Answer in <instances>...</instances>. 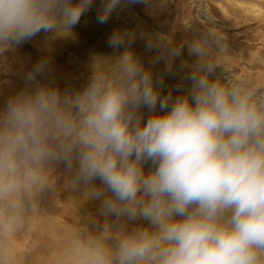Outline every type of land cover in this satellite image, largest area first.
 Instances as JSON below:
<instances>
[{"label": "clouds", "instance_id": "clouds-1", "mask_svg": "<svg viewBox=\"0 0 264 264\" xmlns=\"http://www.w3.org/2000/svg\"><path fill=\"white\" fill-rule=\"evenodd\" d=\"M134 4L152 0H0V52L72 32L94 8L104 25ZM134 39L114 31L108 46L125 51L79 89L39 63L0 106V264H11L9 237L58 165L106 216L146 222L113 244L106 226L76 264H264V88L213 78L229 51L219 31L187 42L191 64L184 45L158 37L145 42V65ZM185 68L186 88L165 84Z\"/></svg>", "mask_w": 264, "mask_h": 264}, {"label": "rangeland", "instance_id": "rangeland-1", "mask_svg": "<svg viewBox=\"0 0 264 264\" xmlns=\"http://www.w3.org/2000/svg\"><path fill=\"white\" fill-rule=\"evenodd\" d=\"M120 11L107 24L100 25L93 42H88L91 38L81 29L87 21L97 23L95 8L82 17L72 32L41 33L26 44L0 52V106L24 88L22 73L41 63L36 48H43V39L47 37L59 43L64 51L51 58L47 56L51 51L43 50L40 56L48 62L50 78L56 81L58 78L67 88L71 89L73 85L75 89L82 88L94 70L111 72L122 54L121 49L108 46L114 31L128 32L135 37L131 46L133 51L140 46L141 59L152 56L141 49L146 38L163 37L175 45H184L183 58L189 64L194 57L187 55V42L193 38L211 40L212 32L219 31L226 37L229 51L222 56L213 78L232 79L238 83L252 79L264 88V0H152L150 6L127 5ZM76 43H83V48L72 46ZM25 54L34 58L28 61L31 67L23 69L19 63ZM217 55L218 50L213 47L212 58ZM12 56L17 59L13 65ZM189 72V68L177 71L176 77L180 76V79L169 87H187L189 82L185 75ZM57 85L61 83L57 82ZM179 94L173 92V95ZM28 207L24 218L30 217L29 233L22 232L21 240L17 242L9 238L10 248L13 247L11 250L16 254V260L11 257V264L17 259L20 264H76V256L67 252L68 249L72 246L79 249L88 239L101 236L106 226L113 237L109 244H113L122 230L131 231L146 224L106 216L101 210V200L92 195L90 186L75 182L73 174L63 165L51 168L48 183L34 194ZM52 225L56 231H50ZM51 254L55 255L54 259L49 258Z\"/></svg>", "mask_w": 264, "mask_h": 264}, {"label": "bare ground", "instance_id": "bare-ground-1", "mask_svg": "<svg viewBox=\"0 0 264 264\" xmlns=\"http://www.w3.org/2000/svg\"><path fill=\"white\" fill-rule=\"evenodd\" d=\"M121 12V11H120ZM132 14V13H131ZM118 15V14H117ZM100 29V24H98V23H94V22H91V21H87L86 23H85V25H84V27L81 29V31H82V33H84V32H86V33H88V35H89V38H91L90 39V41H88V42H93L92 40L94 39V37L99 33V30ZM196 32V31H195ZM154 36V35H153ZM146 40H147V38L146 39H144V41H142V43H143V45L141 46V49L143 50H146L145 49V42H146ZM141 43V44H142ZM44 44V45H43ZM81 44H83V43H76V44H73L72 46H75V48L76 49H82L83 47L81 46ZM86 44H87V42H86ZM42 45L44 46L43 48H41V46L40 47H37L36 49L38 50V53H37V55H38V60L39 61H41V62H44V61H46V59H44L42 56H40V53L41 52H43V50L44 51H51L47 56H50L51 58L53 57V56H56L57 54H59V53H62L64 50H63V47L62 46H60V44L59 43H56V42H53L49 37H47L46 39H43V42H42ZM111 48V47H110ZM135 48V47H134ZM131 49L133 50V47L131 46ZM121 51L123 52V51H125V49L124 48H121ZM110 52V51H109ZM135 54L138 56V57H140V46H136V48H135ZM80 55V54H79ZM11 56V55H10ZM16 57L15 56H12L11 57V61H13L11 64L13 65V64H15V63H17V59H15ZM34 57L33 56H31V55H29V54H25L23 57H22V61L19 63L20 65H22V68L24 69V68H29V67H31L29 64H28V61H31L32 59H33ZM45 58H46V56H45ZM53 58H55V57H53ZM74 58V57H73ZM79 58H81V57H79ZM75 59H76V57H75ZM141 59V58H140ZM150 57H147V58H144V59H141L144 63H145V65H147L148 64V62L150 61ZM27 63H26V62ZM118 61V58L116 59V62ZM40 63V62H39ZM29 66V67H28ZM157 70H159V68H158V66H157ZM26 72H28V70L26 71ZM58 74V73H57ZM24 74L22 73V76H23ZM189 74H187V76H188ZM58 76H59V74H58ZM186 75H185V77H187ZM23 78V77H22ZM39 79V78H38ZM166 79H168V80H165V84L166 85H168L169 86V84H172L176 79H180V76H177L176 77V74L174 75V76H169V77H167ZM75 80V79H74ZM78 81V80H77ZM57 82L58 83H61V85H58L59 87H61V88H65L66 86H65V84H62V83H64V82H61L58 78H57ZM242 82H247L249 85H251V86H257L258 84H256V81H254V80H252V79H243L242 80ZM75 84V83H74ZM181 85V84H180ZM180 87V86H179ZM183 87H185L186 88V86H183ZM71 89H75V86L73 85L72 86V88ZM178 94V93H177ZM84 223V222H83ZM30 217L29 218H27V219H25L24 218V223H23V225L14 233V234H12L9 238H11L12 240H14V242H17L18 240H21V235H22V232L23 233H29V231H30ZM56 231V229H55V227L52 225V228H50V231ZM38 232V231H37ZM13 250H14V248L13 247H11ZM11 248H10V252H11V257L13 258V259H15L16 260V254L11 250ZM71 249H68V251L67 252H69V253H72V256H77V253L76 252H78V247L76 246H72V247H70ZM16 252H17V250H16ZM18 257V256H17ZM54 257H55V255L54 254H51L50 255V257L49 258H52V259H54ZM14 264H20V259H17V261L16 262H14Z\"/></svg>", "mask_w": 264, "mask_h": 264}]
</instances>
